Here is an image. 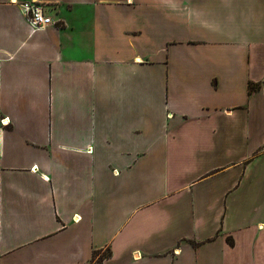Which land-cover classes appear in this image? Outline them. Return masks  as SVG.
I'll use <instances>...</instances> for the list:
<instances>
[{
	"label": "crops",
	"instance_id": "obj_1",
	"mask_svg": "<svg viewBox=\"0 0 264 264\" xmlns=\"http://www.w3.org/2000/svg\"><path fill=\"white\" fill-rule=\"evenodd\" d=\"M22 1L0 0V264H264V0H36L37 30Z\"/></svg>",
	"mask_w": 264,
	"mask_h": 264
},
{
	"label": "built area",
	"instance_id": "obj_2",
	"mask_svg": "<svg viewBox=\"0 0 264 264\" xmlns=\"http://www.w3.org/2000/svg\"><path fill=\"white\" fill-rule=\"evenodd\" d=\"M17 2V0H11ZM21 12L32 30L42 29L53 23L51 17L44 11L43 5L36 0H26L19 2ZM8 118L1 119V124L6 125ZM5 122V123H4Z\"/></svg>",
	"mask_w": 264,
	"mask_h": 264
},
{
	"label": "trees",
	"instance_id": "obj_3",
	"mask_svg": "<svg viewBox=\"0 0 264 264\" xmlns=\"http://www.w3.org/2000/svg\"><path fill=\"white\" fill-rule=\"evenodd\" d=\"M260 87V83H253V82H249L248 84V91L249 93L258 89ZM111 251L110 248H105V249H96L93 250L92 252V256L90 259V262L88 264H90L91 262H93L94 258L97 257L98 258V264H103V260L105 258H107L108 256H110Z\"/></svg>",
	"mask_w": 264,
	"mask_h": 264
},
{
	"label": "rangeland",
	"instance_id": "obj_4",
	"mask_svg": "<svg viewBox=\"0 0 264 264\" xmlns=\"http://www.w3.org/2000/svg\"><path fill=\"white\" fill-rule=\"evenodd\" d=\"M97 260H98V258L95 257L94 260H93V262H91L90 264H98V261Z\"/></svg>",
	"mask_w": 264,
	"mask_h": 264
}]
</instances>
